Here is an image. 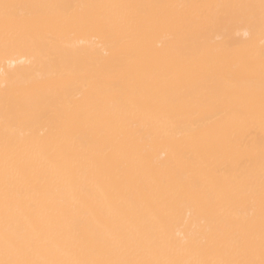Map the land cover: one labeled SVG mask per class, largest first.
I'll return each instance as SVG.
<instances>
[{
	"label": "bare ground",
	"instance_id": "1",
	"mask_svg": "<svg viewBox=\"0 0 264 264\" xmlns=\"http://www.w3.org/2000/svg\"><path fill=\"white\" fill-rule=\"evenodd\" d=\"M0 264H264V0H0Z\"/></svg>",
	"mask_w": 264,
	"mask_h": 264
},
{
	"label": "snow or ice",
	"instance_id": "2",
	"mask_svg": "<svg viewBox=\"0 0 264 264\" xmlns=\"http://www.w3.org/2000/svg\"><path fill=\"white\" fill-rule=\"evenodd\" d=\"M5 7H7V6H5Z\"/></svg>",
	"mask_w": 264,
	"mask_h": 264
}]
</instances>
